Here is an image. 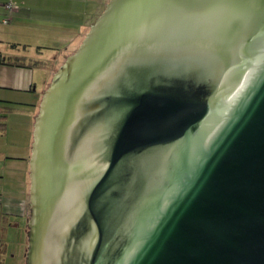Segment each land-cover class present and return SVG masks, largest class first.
Returning a JSON list of instances; mask_svg holds the SVG:
<instances>
[{
	"label": "water",
	"instance_id": "obj_1",
	"mask_svg": "<svg viewBox=\"0 0 264 264\" xmlns=\"http://www.w3.org/2000/svg\"><path fill=\"white\" fill-rule=\"evenodd\" d=\"M34 125L27 264H264V0H110Z\"/></svg>",
	"mask_w": 264,
	"mask_h": 264
},
{
	"label": "crops",
	"instance_id": "obj_2",
	"mask_svg": "<svg viewBox=\"0 0 264 264\" xmlns=\"http://www.w3.org/2000/svg\"><path fill=\"white\" fill-rule=\"evenodd\" d=\"M109 1L0 0V114L25 119L23 126L29 136L20 157L26 162L21 168L25 180L20 189H7L0 195V264H26L31 216L30 160L34 124L43 95ZM9 4L14 7L12 11L7 9ZM6 20L8 24L4 23Z\"/></svg>",
	"mask_w": 264,
	"mask_h": 264
},
{
	"label": "rangeland",
	"instance_id": "obj_3",
	"mask_svg": "<svg viewBox=\"0 0 264 264\" xmlns=\"http://www.w3.org/2000/svg\"><path fill=\"white\" fill-rule=\"evenodd\" d=\"M7 116L6 129L4 133L0 135V195H2L1 193L4 192V190L7 192V189L16 191V189L18 190L22 186L25 180V172L22 171L21 168L25 166L26 162L20 159V157L23 156V152L25 151L22 145L24 146L28 143L29 137L27 130L23 126L25 119L18 118L10 113ZM3 199H5L4 196ZM30 199L31 196L29 197V201ZM2 215L0 211V219H2ZM8 260L11 261L12 259L9 258ZM14 260L16 261L18 258ZM13 264L17 263L14 262Z\"/></svg>",
	"mask_w": 264,
	"mask_h": 264
},
{
	"label": "trees",
	"instance_id": "obj_4",
	"mask_svg": "<svg viewBox=\"0 0 264 264\" xmlns=\"http://www.w3.org/2000/svg\"><path fill=\"white\" fill-rule=\"evenodd\" d=\"M6 118H7L6 115L0 114V135H2L6 129Z\"/></svg>",
	"mask_w": 264,
	"mask_h": 264
},
{
	"label": "built area",
	"instance_id": "obj_5",
	"mask_svg": "<svg viewBox=\"0 0 264 264\" xmlns=\"http://www.w3.org/2000/svg\"><path fill=\"white\" fill-rule=\"evenodd\" d=\"M7 9H8L9 11H12V10L14 9V7H13L12 4H9V5H7ZM4 23H8V21L6 20V21H4Z\"/></svg>",
	"mask_w": 264,
	"mask_h": 264
}]
</instances>
